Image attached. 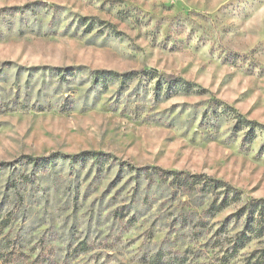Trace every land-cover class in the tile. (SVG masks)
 I'll use <instances>...</instances> for the list:
<instances>
[{"label": "rangeland", "instance_id": "1", "mask_svg": "<svg viewBox=\"0 0 264 264\" xmlns=\"http://www.w3.org/2000/svg\"><path fill=\"white\" fill-rule=\"evenodd\" d=\"M259 201L264 0H0V264H264Z\"/></svg>", "mask_w": 264, "mask_h": 264}, {"label": "trees", "instance_id": "2", "mask_svg": "<svg viewBox=\"0 0 264 264\" xmlns=\"http://www.w3.org/2000/svg\"><path fill=\"white\" fill-rule=\"evenodd\" d=\"M191 184L194 185L195 183H191ZM230 194H231L230 191L226 192V195H227L228 198H229ZM233 198H235L234 199L235 201L239 199V197H237V196L233 197ZM230 202L231 201L226 199L223 202V207L228 206L230 204ZM253 205L254 206L252 207L250 212L253 210V211H255V213L253 212L254 215L250 214V217L248 218L247 223H246V229L251 234H254V236H258V237L261 238L262 236H264V202L263 201H259V202H256V204L254 203ZM213 208H215V207H213ZM215 209L218 211V208H215ZM244 216H245V213L240 215L239 217H244ZM239 242H243V240L240 239ZM242 246H243V244H242Z\"/></svg>", "mask_w": 264, "mask_h": 264}]
</instances>
